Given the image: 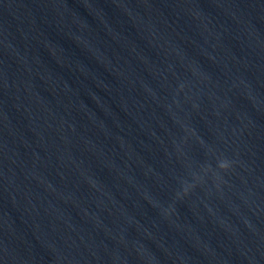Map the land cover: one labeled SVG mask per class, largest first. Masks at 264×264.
Segmentation results:
<instances>
[{
    "label": "clouds",
    "instance_id": "clouds-1",
    "mask_svg": "<svg viewBox=\"0 0 264 264\" xmlns=\"http://www.w3.org/2000/svg\"><path fill=\"white\" fill-rule=\"evenodd\" d=\"M220 166L223 168L226 167L227 165L222 163Z\"/></svg>",
    "mask_w": 264,
    "mask_h": 264
}]
</instances>
